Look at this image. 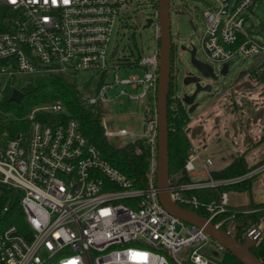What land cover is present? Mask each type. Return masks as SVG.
Wrapping results in <instances>:
<instances>
[{
    "label": "built area",
    "instance_id": "obj_1",
    "mask_svg": "<svg viewBox=\"0 0 264 264\" xmlns=\"http://www.w3.org/2000/svg\"><path fill=\"white\" fill-rule=\"evenodd\" d=\"M208 5L203 11L207 30L200 42L205 57L223 66L227 64L228 69L229 60L236 54L254 58L243 79L231 82L222 94L236 108L238 85L246 82L250 85L247 88H264V21H257L256 34L249 31L253 28L251 19L264 17V0H209ZM128 7L129 0H0V8L7 13L0 29V123L5 116H11L10 121L29 123L25 128L12 129V122L6 131L4 125L8 120H5L0 130V198L5 193L13 196L4 211L17 198L26 225L21 230L11 223L0 231V264H221V260H214L201 250L212 241L221 250L224 245L214 240L203 226L173 214L160 201L159 12L157 6L151 17L156 33L153 52L134 61L127 58L118 61V47L111 49L110 44L116 24L122 23ZM130 68L140 71L121 75L122 69ZM81 71L102 77L94 93L80 89L85 102L103 113L107 140L144 139L142 143L150 153V168L143 186H136L104 157L100 148L83 134L78 119L62 118L64 106L60 101L34 107L25 117L1 107L7 86L4 76L8 81L21 73ZM111 74L114 82L106 80ZM118 86L121 87L114 92ZM115 98L121 107L145 103L141 116L143 132L138 134L130 125L111 124L115 115L116 121L125 122L132 113H104ZM234 122L238 129L234 135L239 137V123ZM190 134L187 130L191 147L184 167L191 181H172L170 175L171 200L194 212L205 209L206 218L217 228L224 229L227 221L224 230L238 237L236 212L231 210L228 191L222 192L217 202L202 203L195 195L186 193L229 187L264 173V135L256 140L250 135L245 137L246 151L241 154L248 165L245 174L215 179L213 160L204 159ZM234 142L238 144L239 140ZM135 152L142 154L144 148L138 144ZM229 212L230 217L215 222L218 215ZM261 222L252 226L242 239L255 234L259 243L264 237V215ZM183 251H187L185 260L177 256Z\"/></svg>",
    "mask_w": 264,
    "mask_h": 264
},
{
    "label": "rangeland",
    "instance_id": "obj_2",
    "mask_svg": "<svg viewBox=\"0 0 264 264\" xmlns=\"http://www.w3.org/2000/svg\"><path fill=\"white\" fill-rule=\"evenodd\" d=\"M208 3L209 0H171L170 2L171 30L174 43V51L172 56V75L176 84L178 71L182 76L187 72L195 73V71L189 65V53L181 50L183 43L195 44L198 49L197 58L212 65L218 74H220V70L223 68V63L207 59L201 49L200 42L205 36L207 30L205 25L206 17L203 11L208 9ZM156 10L157 6L154 5L153 0H129V7L124 11L125 15L123 21L122 23L117 22L111 39V49L118 47L116 60L123 61L125 58H127L131 61H134L137 60L142 54H151L153 52L156 45L155 27L153 25L150 27H145V24L148 18L155 15ZM259 19L264 21L263 16L251 19L250 24L253 28L249 30L250 34H256L255 31L257 29V21ZM192 20L194 26L191 24ZM253 62L254 58L245 57L240 54L234 55L229 60L228 75L224 76L220 74V77L217 80L210 81L213 85L212 93H201V106H199V109L194 114H191L192 118H195L197 115H199V118L196 120L202 121L203 124L206 122L208 125H210L212 117L216 115L224 121L221 122L220 125L225 124L226 119L236 120L239 123V137L235 136L233 131L231 132V138H227L226 135H224L223 130H220V128L217 130L214 129L216 122H213L211 131L214 133L210 134L212 136L211 138H206L203 140H198L196 137L194 138V141L200 146L201 151L203 152L204 159L210 157L213 160L212 168L214 170L216 168L219 169L229 165L237 156L246 151V134H249L252 137V140L259 139L262 135H264V116L261 117L257 123H252L249 129L246 128V122L248 120L247 118L255 116L262 108H264V88L262 86H257L254 88L242 87L240 89H235V93L238 98L236 108L233 104L229 105L228 96H222L223 92L229 88L230 83L234 82V80L239 76V73L252 66ZM139 71L140 70L137 68H130L126 71L122 69L121 75L127 76L129 73H135ZM67 75L73 81L78 83L79 89L81 88L85 92L94 93L102 82V77L100 75L90 72H71ZM36 76L37 74L21 73L8 81L6 76L3 78L7 85L11 87V91L13 92L14 88L20 89L24 85L34 82V77ZM106 80L109 82H114L113 74L108 76ZM181 82L182 79L180 80V87L178 90L180 94L184 93V91L190 92L191 88H183ZM120 87L121 86L116 87L114 92H117ZM178 91L176 93H178ZM144 110L145 103L143 101H140L139 104L135 102L128 103L121 107L118 104V99L115 98L111 102L110 107L104 109V113L113 115L114 113H121V111H131L132 113L130 114L129 120L125 122H118L115 120L117 116L115 115L111 124L130 125L135 130V132L139 134L144 130L143 120L141 118ZM237 111H241L242 114L238 115ZM3 118L8 120V122L4 125L5 130L8 131L12 126L10 121L11 116H5ZM191 122L192 120H190L188 127H192ZM194 127L195 126H193L192 129ZM206 131L208 130L205 129V132ZM237 139L239 140L238 144L234 142ZM132 140H134L133 137H126L123 142H121L119 139H114L110 142L120 147L121 145L124 146L126 143H130ZM197 167L201 168L200 164H197ZM181 174L182 173L172 175V181H176ZM251 180L253 181V185L250 190L246 189L242 191H228V195L231 198V210L235 209V217L237 222V215L240 214L242 216H248L254 213L248 212L249 209H264V206L257 208L258 204L264 205V201L257 203L251 199V202H248L251 197L249 194L255 193L254 190L261 191L264 189V173L254 176ZM241 188L243 189V187ZM220 199L217 198L216 200L212 201L217 202ZM229 213L231 216V212ZM262 218L263 217L254 219L249 218L247 225L242 230L240 235L242 236L246 234L248 230L252 228V226L260 225L262 223ZM241 240L244 242L242 237ZM262 241H264V237L257 244L262 243ZM189 249L191 250L192 248ZM224 250H226L225 247L223 250H221L219 246H217V244L212 241L208 242V244L203 247L201 252L206 256L219 261L222 260V254ZM186 253L187 251H183L178 253L177 256L178 258L185 260Z\"/></svg>",
    "mask_w": 264,
    "mask_h": 264
},
{
    "label": "trees",
    "instance_id": "obj_3",
    "mask_svg": "<svg viewBox=\"0 0 264 264\" xmlns=\"http://www.w3.org/2000/svg\"><path fill=\"white\" fill-rule=\"evenodd\" d=\"M154 5L158 6L157 0H153ZM7 16L6 10L0 8V29H3V20ZM172 75V71H171ZM1 88V82H0ZM24 94L20 102L11 100V87L6 86L3 92V99L1 101V107L6 111L14 113L16 116L25 117L34 107L49 104L52 102L60 101L64 106L62 112V118L68 119L74 117L79 120L81 130L83 134L97 147L100 148L104 157L113 165L118 167L124 173L127 174L135 183L136 186H143L146 182L147 172L150 168V153L144 147V139L136 138L130 143H126L122 147H118L112 144L104 135L102 126V113L99 108L98 111L94 110L92 106L88 105L82 97V93L79 89L77 82L73 81L66 73L62 72H45L37 74L34 77V82L24 85L20 88ZM177 84L173 79V75L169 87L168 97V123H169V157H170V175L179 174L177 179L180 182L191 181V177L185 171V162L190 153V138L187 136V130L190 129L188 124L190 117L187 113L185 106L181 104L178 99V93H176ZM0 130L5 124V120L1 121ZM12 129H17L21 126L27 127L29 123L27 121H12ZM141 145L144 148L142 154L135 152V146ZM248 170V165L245 163L243 155L237 156L231 164L222 169H216L213 171V177L216 179L232 178L245 174ZM253 181L248 179L242 183H236L232 186H218L217 188H201L197 190L188 191V196L195 195L199 201L209 202L212 200L220 199V195L224 191H242L251 189ZM243 187V189L241 188ZM248 190V191H249ZM12 194L5 193L0 198V231L11 223H16L21 230L26 228L24 222V214L19 206V201H11L9 210L4 211L5 205L9 199H12ZM264 205H257V208ZM264 210V209H263ZM257 210L252 215L242 216L237 215L238 219V240H241L242 230L247 225L248 219H254L263 217L264 211ZM195 212L201 216H208L205 209H195ZM230 213L220 214L215 219L218 220L227 218ZM227 221L222 226L226 229ZM253 253L264 262V241L251 248ZM221 264H243L238 258L233 256L227 249L222 254Z\"/></svg>",
    "mask_w": 264,
    "mask_h": 264
},
{
    "label": "water",
    "instance_id": "obj_4",
    "mask_svg": "<svg viewBox=\"0 0 264 264\" xmlns=\"http://www.w3.org/2000/svg\"><path fill=\"white\" fill-rule=\"evenodd\" d=\"M170 2L171 0H158V12L159 22L161 27V38H160V74L159 84L157 92V114H158V169H157V187L160 189V201L162 205L167 208L173 214L188 220L198 226H203L208 233L217 242L219 241L224 247L238 258L243 264H264V262L257 257L251 248L257 244L255 240V234H252L241 242L237 236H230L224 229L217 228L211 221L205 216L194 212L190 209H185L176 203H173L168 191L169 180H170V157H169V123H168V97L169 87L171 82V71L173 67L172 55L174 51V43L172 39L171 30V14H170ZM153 22V18L146 20L145 27H150ZM192 24V21H191ZM181 50L188 52L190 55L189 65L195 71V73H184L183 76L178 71L177 78V91L180 87V80L182 79L181 85L184 87H190L191 91L181 93L178 91V98L183 106L186 107L187 113L190 120L198 119L199 115L195 118L191 117L201 106V93H212V83L210 81L217 80L220 74L228 75V65L225 64L218 74L209 63L197 58V46L195 44H182ZM246 70L241 71L239 76L234 82H240L245 76ZM250 85L248 83H241L237 86V89ZM24 92L19 88H14L11 100L20 102ZM264 116V108L261 109L255 116L247 118L246 128L249 129L252 123H257L261 117ZM217 124L215 128H219ZM234 133H237V122L232 123ZM204 129V125L200 127V132ZM193 136V135H192ZM227 138L231 136L226 134ZM249 137L247 138V140ZM238 233V229H237Z\"/></svg>",
    "mask_w": 264,
    "mask_h": 264
},
{
    "label": "crops",
    "instance_id": "obj_5",
    "mask_svg": "<svg viewBox=\"0 0 264 264\" xmlns=\"http://www.w3.org/2000/svg\"><path fill=\"white\" fill-rule=\"evenodd\" d=\"M214 120H216V121H214ZM213 122H216V125H215V127L217 126V124L220 126L219 128H220V130H223V132H224V135H226V134H230V136H232L231 135V132H233V129L231 128V124L234 122V120H227L226 119V121H225V124H223V125H220L221 124V122H224L223 120H221L217 115L216 116H214V117H212V119H211V121H210V125H208L206 122L203 124L202 123V121H198V120H192V122H191V126L193 127V126H195L193 129H192V127H190V135L192 136V139L194 140V138L196 137V138H198V140H203V139H206V138H211L212 136L210 135V134H212V133H214V132H212L211 131V129H212V127H213ZM202 125H204V129L200 132V127L202 126ZM214 127V129H219V128H215ZM205 129L206 130H208V131H206L205 132ZM209 130H210V133H209ZM246 135H249V134H246ZM248 138V137H247ZM247 138H246V141H248L247 140ZM197 140V141H198ZM195 142V141H194ZM196 143V142H195ZM231 164V163H230ZM228 165H226V166H224V167H222V168H225V167H227ZM222 168H219V169H222ZM217 169V168H216ZM215 169V170H216ZM201 177L200 176H198V179H200ZM258 187V186H257ZM254 192L255 193H251V194H249V196H251L250 197V200L248 201V202H251V199H253L254 201H256L257 203H260V201H264V189L263 190H261V191H257V190H254ZM230 202H231V198H230ZM232 207V206H231Z\"/></svg>",
    "mask_w": 264,
    "mask_h": 264
},
{
    "label": "flooded vegetation",
    "instance_id": "obj_6",
    "mask_svg": "<svg viewBox=\"0 0 264 264\" xmlns=\"http://www.w3.org/2000/svg\"><path fill=\"white\" fill-rule=\"evenodd\" d=\"M173 56V55H172ZM179 99V98H178ZM179 101H180V99H179Z\"/></svg>",
    "mask_w": 264,
    "mask_h": 264
},
{
    "label": "snow or ice",
    "instance_id": "obj_7",
    "mask_svg": "<svg viewBox=\"0 0 264 264\" xmlns=\"http://www.w3.org/2000/svg\"><path fill=\"white\" fill-rule=\"evenodd\" d=\"M13 2H15V0H13Z\"/></svg>",
    "mask_w": 264,
    "mask_h": 264
}]
</instances>
